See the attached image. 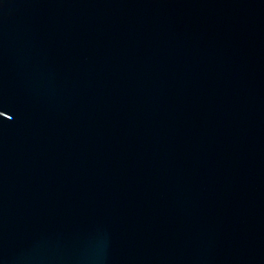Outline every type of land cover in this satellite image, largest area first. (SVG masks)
Listing matches in <instances>:
<instances>
[{
    "label": "water",
    "instance_id": "1",
    "mask_svg": "<svg viewBox=\"0 0 264 264\" xmlns=\"http://www.w3.org/2000/svg\"><path fill=\"white\" fill-rule=\"evenodd\" d=\"M0 264H264V0H0Z\"/></svg>",
    "mask_w": 264,
    "mask_h": 264
}]
</instances>
